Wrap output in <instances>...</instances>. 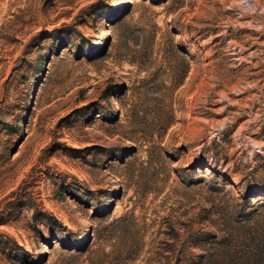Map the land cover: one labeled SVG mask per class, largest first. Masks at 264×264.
<instances>
[{"label":"rangeland","instance_id":"obj_1","mask_svg":"<svg viewBox=\"0 0 264 264\" xmlns=\"http://www.w3.org/2000/svg\"><path fill=\"white\" fill-rule=\"evenodd\" d=\"M242 261L264 0H0V264Z\"/></svg>","mask_w":264,"mask_h":264},{"label":"trees","instance_id":"obj_2","mask_svg":"<svg viewBox=\"0 0 264 264\" xmlns=\"http://www.w3.org/2000/svg\"><path fill=\"white\" fill-rule=\"evenodd\" d=\"M251 218H252V217H250V215H248L247 219L250 220ZM256 262H257V259H255V263H256ZM246 263L248 264V261H245V262L242 261V262H239V263L237 262L236 264H246Z\"/></svg>","mask_w":264,"mask_h":264}]
</instances>
